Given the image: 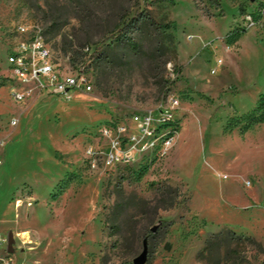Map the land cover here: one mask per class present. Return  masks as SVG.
<instances>
[{
  "label": "rangeland",
  "instance_id": "1",
  "mask_svg": "<svg viewBox=\"0 0 264 264\" xmlns=\"http://www.w3.org/2000/svg\"><path fill=\"white\" fill-rule=\"evenodd\" d=\"M84 5L0 0V264H133L145 246L147 264H208L207 241L226 230L264 249V0ZM144 11L160 28L130 32L131 44L101 41L103 26ZM21 24L46 30L56 50L89 47L93 92L17 103L8 58ZM171 96L178 135L165 159L89 168L102 125ZM236 248L222 264H264L254 244Z\"/></svg>",
  "mask_w": 264,
  "mask_h": 264
},
{
  "label": "built area",
  "instance_id": "2",
  "mask_svg": "<svg viewBox=\"0 0 264 264\" xmlns=\"http://www.w3.org/2000/svg\"><path fill=\"white\" fill-rule=\"evenodd\" d=\"M16 32L18 41L9 52L8 63L13 82L12 97L17 103L52 95L71 100L74 93L93 92L94 82L88 64L72 65L70 55L56 50L39 25L21 24ZM222 65L223 60L218 59L212 73H218ZM179 106L178 99L171 96L155 111L136 113L123 121L102 125L99 135L107 148L104 149L100 142L96 150L86 151L89 168L107 172L133 165L144 157L154 161L165 159L177 142ZM3 145L0 143V147ZM2 165L0 158V167Z\"/></svg>",
  "mask_w": 264,
  "mask_h": 264
},
{
  "label": "trees",
  "instance_id": "3",
  "mask_svg": "<svg viewBox=\"0 0 264 264\" xmlns=\"http://www.w3.org/2000/svg\"><path fill=\"white\" fill-rule=\"evenodd\" d=\"M72 2H80L81 5L85 3L84 6L85 10H89V6L91 4L95 3H105L106 1L111 0H67ZM139 5V3H138ZM85 12V11H84ZM80 18V17H79ZM91 20V14H87L86 17L81 19V24L83 25V31H87L86 23ZM144 26H157L160 28L158 23L151 17L150 13L147 12H136V16L130 21L127 22L125 15H120L119 19L115 22L112 26H103V30L101 32V41H106L109 39H112L117 42V44H126L132 43L133 39H130L128 37L129 33L132 31L135 32H142ZM54 30L57 32L62 31L63 26L62 25H55L53 27ZM43 33L47 40L51 42L52 38H48V32L46 30H43ZM89 41V39H88ZM52 43V42H51ZM54 45V44H53ZM55 46V45H54ZM55 48V47H54ZM58 50H61V52L68 56L70 55L72 65H76L77 63H86L83 61V58L86 56L85 49L89 47H83V49H78L77 45L74 44L73 41L63 42L59 47H57ZM90 49V48H89ZM94 53H97L94 52ZM92 54V56L94 55ZM105 53H102L103 56ZM94 58V57H93ZM106 58H108L106 56ZM160 193L162 195H165L168 191H172L170 187H160L159 189ZM151 237H154L157 233L155 231H151L150 233ZM248 241L255 246H257L262 252H264V249L258 241L253 239L252 237H245L242 235H237L236 233L226 230L222 231L219 234L213 235L208 241L206 245V250L202 255H200V259L206 260L208 264H222L223 263V253H225V256H229V254H238V249L236 247H239L242 241ZM236 246V247H233ZM216 254V258H212V256Z\"/></svg>",
  "mask_w": 264,
  "mask_h": 264
},
{
  "label": "water",
  "instance_id": "4",
  "mask_svg": "<svg viewBox=\"0 0 264 264\" xmlns=\"http://www.w3.org/2000/svg\"><path fill=\"white\" fill-rule=\"evenodd\" d=\"M148 259H149V250L148 247L145 246L143 253L134 259L133 264H147Z\"/></svg>",
  "mask_w": 264,
  "mask_h": 264
}]
</instances>
